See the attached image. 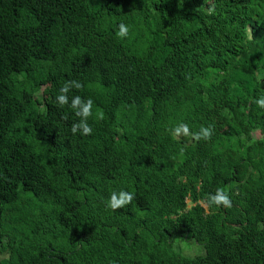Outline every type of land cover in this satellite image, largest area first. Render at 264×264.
<instances>
[{
  "label": "trees",
  "instance_id": "1",
  "mask_svg": "<svg viewBox=\"0 0 264 264\" xmlns=\"http://www.w3.org/2000/svg\"><path fill=\"white\" fill-rule=\"evenodd\" d=\"M260 97L264 0H0V264H264Z\"/></svg>",
  "mask_w": 264,
  "mask_h": 264
},
{
  "label": "clouds",
  "instance_id": "2",
  "mask_svg": "<svg viewBox=\"0 0 264 264\" xmlns=\"http://www.w3.org/2000/svg\"><path fill=\"white\" fill-rule=\"evenodd\" d=\"M209 12H211V9H209ZM129 29L126 25L120 24L118 25V31L117 36L118 37H126L128 35ZM76 88L80 87V84L77 82H72ZM68 90V83L63 85L60 88V94L57 95L56 100L61 104H65L67 102L66 96L63 94L67 92ZM257 105L264 109V97H260L256 100ZM73 107L79 106V110L77 111V115L80 116L82 119L78 124H74L71 128V131L75 133L77 129H80L81 134L87 135L90 134L92 129L89 127V125L86 123V118L90 115V108L92 106V100L89 99L85 103L81 104L80 98L74 97L72 100ZM174 134L179 133H185L188 132V127L186 124H180L177 127L173 129ZM197 139L205 138L207 139L210 135V128H201L199 133L194 134ZM133 199V193L132 192H126L123 190H120L119 192H113L109 198L107 207L111 209H116L117 207H122L128 203H130ZM209 202L212 204H223L225 206H230V201L228 199V196L226 193L222 192L221 190H217L215 195H212L209 197Z\"/></svg>",
  "mask_w": 264,
  "mask_h": 264
},
{
  "label": "rangeland",
  "instance_id": "3",
  "mask_svg": "<svg viewBox=\"0 0 264 264\" xmlns=\"http://www.w3.org/2000/svg\"><path fill=\"white\" fill-rule=\"evenodd\" d=\"M177 243V242H176ZM178 243H180L181 245H183V246H185L186 247V243L185 242H183V241H179Z\"/></svg>",
  "mask_w": 264,
  "mask_h": 264
}]
</instances>
